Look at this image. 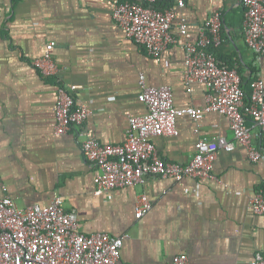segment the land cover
<instances>
[{
    "label": "crops",
    "instance_id": "crops-1",
    "mask_svg": "<svg viewBox=\"0 0 264 264\" xmlns=\"http://www.w3.org/2000/svg\"><path fill=\"white\" fill-rule=\"evenodd\" d=\"M115 1L0 0V199L11 197L26 208L48 206L62 196L65 208L78 214L83 232L130 235L120 264H172L179 254H186L189 264L251 260L264 252V216L249 208L264 187V131L246 109L261 160L254 162L236 141L228 116L210 111L196 122L184 115L177 120L178 135L153 138L158 152L169 161L188 163L199 139L225 137L235 149L220 150L214 163L217 179L150 178L118 190L110 200L94 194L99 168L83 155L84 137L76 128L56 132L60 85L79 87L76 100L91 109L88 127L103 144L123 143L129 118L147 112L138 97L142 75L151 86L171 84L178 107L205 105L207 87L196 83L189 92L185 84V42L172 44L156 61L144 46L127 39L113 18ZM217 11L223 16L219 60L240 71L246 82L264 78V55L245 41L242 0H188L184 9L176 8L195 42ZM173 33L179 34L176 28ZM49 41L56 47L47 74L35 62ZM142 194L152 208L137 218Z\"/></svg>",
    "mask_w": 264,
    "mask_h": 264
},
{
    "label": "built area",
    "instance_id": "built-area-1",
    "mask_svg": "<svg viewBox=\"0 0 264 264\" xmlns=\"http://www.w3.org/2000/svg\"><path fill=\"white\" fill-rule=\"evenodd\" d=\"M144 6L130 0H116L112 4L113 18L122 27L127 39L144 46L149 54L160 61L161 56L177 42H185V84L188 91L196 83L207 87L205 105L178 107L171 84L148 85L141 77L139 100L147 107L143 115L129 118L127 137L121 144L101 143L87 120L91 109L79 104L74 95L77 85L58 86L55 116L56 132L66 134L73 128L84 138V157L99 168L94 177V194L108 200L127 187L148 182L150 178L172 179L182 182L191 178L198 183L216 180L214 163L221 149L232 151L235 142L225 137L201 138L196 143L193 159L188 163L163 158L153 138L178 135L177 120L187 115L199 122L210 111H218L230 119L236 141L245 146L250 158L257 162L262 152L253 142L252 128L247 123L244 109L255 125L264 131V78L253 76L252 93L247 105V94L236 69L219 61L208 50L222 42L223 16L220 11L211 15L200 30V37L192 41L189 26L176 8L184 9L188 0H147ZM169 2V4H167ZM160 4V8L155 7ZM244 6V37L249 47L259 56L264 55V0H242ZM179 34L174 35L173 29ZM55 41L46 44L44 56L35 63L44 72L52 71ZM186 193H192L190 188ZM152 208L149 198L142 194L136 209L141 218ZM250 210L264 216V188L250 201ZM129 234L113 236L107 232L87 234L80 229L76 211L64 206L62 196H56L48 206L38 204L21 208L8 196L0 199V264H120L122 248ZM172 264H189L186 254L173 258ZM241 264H264V252Z\"/></svg>",
    "mask_w": 264,
    "mask_h": 264
},
{
    "label": "trees",
    "instance_id": "trees-1",
    "mask_svg": "<svg viewBox=\"0 0 264 264\" xmlns=\"http://www.w3.org/2000/svg\"><path fill=\"white\" fill-rule=\"evenodd\" d=\"M122 1H126V0H122ZM130 1H133V0H130ZM136 2V1H135ZM140 3V2H139ZM141 4L142 5H144V6H149L151 3H149L147 0H144V1H142L141 2ZM167 4H169V2L167 3ZM155 7H157V8H160V4H155L154 5ZM219 47V46H218ZM216 48L217 47H215V46H213V45H211V46H209V48H208V50L209 51H211V52H213L216 56H217V53H216ZM217 58H218V56H217ZM219 59V58H218ZM220 61V60H219ZM220 62H222V61H220ZM222 63H224V62H222ZM224 64H226L227 66H229L230 68H233L232 66H230V65H228L227 63H224ZM234 69V68H233ZM253 70V69H252ZM238 71V70H237ZM239 72V74L241 75V78H242V86H243V88H244V90H245V92H246V94H247V97H246V102L247 103H249V100H250V97H251V93H252V86H251V83H252V78L253 77H251L249 80V82H246L247 81V79L242 75V73L240 72V71H238ZM244 114H245V116L248 118V116H247V113L244 111ZM249 119V118H248ZM249 125V124H248ZM260 150V149H259ZM263 154V153H262ZM264 188V187H263Z\"/></svg>",
    "mask_w": 264,
    "mask_h": 264
}]
</instances>
